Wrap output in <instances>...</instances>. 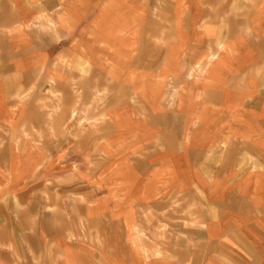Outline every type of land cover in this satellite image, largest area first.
<instances>
[{"label": "crops", "instance_id": "crops-1", "mask_svg": "<svg viewBox=\"0 0 264 264\" xmlns=\"http://www.w3.org/2000/svg\"><path fill=\"white\" fill-rule=\"evenodd\" d=\"M0 264H264V0H0Z\"/></svg>", "mask_w": 264, "mask_h": 264}, {"label": "rangeland", "instance_id": "rangeland-1", "mask_svg": "<svg viewBox=\"0 0 264 264\" xmlns=\"http://www.w3.org/2000/svg\"><path fill=\"white\" fill-rule=\"evenodd\" d=\"M35 78L36 81L39 80V77ZM92 84L94 90L90 93L77 91L76 89L74 102L71 98L72 92H65L62 95L63 98L59 96V93L47 92L48 98L42 101H40L39 92L32 93L34 104L37 105L35 108L36 114L40 112L38 105H41L44 110L47 109L49 115H62L66 121L64 124L66 133L64 140L67 141V138L79 137L81 141L80 153H83V151H85L83 148L87 147V145L84 144L86 139L83 137L86 138L87 134L90 132L95 133L96 137L99 138L105 130V121H107L109 116L119 114L118 105L120 102V93L118 88L115 87L109 79L99 73L92 77ZM73 121L74 123H72ZM76 132H78V134H76ZM56 140L55 138L54 141ZM61 158V161L64 163H69L77 158H82V156H64ZM50 160L51 157H42L41 164H45L47 167L52 168L56 162H51ZM58 162H60V160ZM46 166L44 167L46 168ZM51 178L52 176L45 177L49 185H54L53 182H50V180H52ZM48 195H45V193L43 194L44 197L47 196V199H49L50 194ZM39 200L40 195L38 194L37 201ZM33 208L37 213L39 212V205H34ZM51 209L55 211V207L50 208L49 206L48 210L50 211ZM66 214L67 208L65 207L63 215L66 216Z\"/></svg>", "mask_w": 264, "mask_h": 264}]
</instances>
